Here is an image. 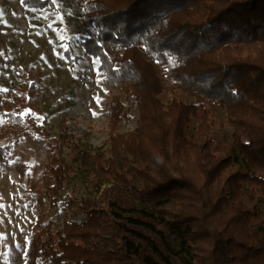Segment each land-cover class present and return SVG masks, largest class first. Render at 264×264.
<instances>
[{"label": "trees", "instance_id": "obj_1", "mask_svg": "<svg viewBox=\"0 0 264 264\" xmlns=\"http://www.w3.org/2000/svg\"><path fill=\"white\" fill-rule=\"evenodd\" d=\"M78 5L80 44L100 58L109 86L121 84L125 100L116 94L108 102V154L80 151L65 122L48 138L41 176L54 198L70 161L93 158L97 169L87 196L68 201L79 218L34 226L25 264H264V0ZM32 87L20 106L36 97ZM178 91L192 100L163 98ZM128 101L136 126L123 133ZM216 108L232 129L220 139ZM19 109L14 102L4 112L0 138L26 133Z\"/></svg>", "mask_w": 264, "mask_h": 264}, {"label": "rangeland", "instance_id": "obj_2", "mask_svg": "<svg viewBox=\"0 0 264 264\" xmlns=\"http://www.w3.org/2000/svg\"><path fill=\"white\" fill-rule=\"evenodd\" d=\"M51 1L52 7L37 8L26 6L23 0H0V130L4 112L14 102L20 107L19 114L24 110L35 114L21 115L24 135L12 141L0 138L1 147L9 144L0 155V235L5 237L0 239V264H25L28 239L38 222L49 218L61 227L64 218H79L68 209V201L79 202L87 196L88 179L97 164L87 157L70 161L71 173L54 198L41 176L49 158L48 138H58L60 124L65 122L75 134L80 151L91 156L108 154V102L116 94L125 100L121 84L109 86L100 67L93 65L95 58L80 44L82 11L78 0ZM65 48H71L69 57ZM31 86L36 97L20 106ZM96 96L100 97L99 104ZM173 96L192 100L181 91L166 93L163 98ZM127 106H131V118L118 126L123 133L134 129L138 113L131 101ZM215 113L216 139L220 134L230 135L225 111L216 108ZM69 156L66 152L65 160H71ZM262 204L258 200L253 210H261ZM18 244L24 251L17 248Z\"/></svg>", "mask_w": 264, "mask_h": 264}, {"label": "snow or ice", "instance_id": "obj_3", "mask_svg": "<svg viewBox=\"0 0 264 264\" xmlns=\"http://www.w3.org/2000/svg\"><path fill=\"white\" fill-rule=\"evenodd\" d=\"M56 2V0H53V3H55ZM57 19H60V17H57ZM49 27H51V25H49ZM65 51H67V48H65ZM169 62H172L171 61V58H170V61ZM93 65L95 66V67H99V65H100V58L99 57H96L94 60H93ZM97 83L99 84V83H101V80H97ZM6 91V90H5ZM94 99L97 101V103L99 104L101 101H100V97L99 96H96V97H94ZM20 115H35L34 113H32L31 112V110H24ZM93 115H96V113H93ZM38 119H40V120H43L44 119V117H38ZM0 206H2V205H0ZM5 237L4 236H2V235H0V239H4ZM17 248H19L21 251H24V249H23V246L22 245H17ZM25 255H27L26 253H25Z\"/></svg>", "mask_w": 264, "mask_h": 264}]
</instances>
